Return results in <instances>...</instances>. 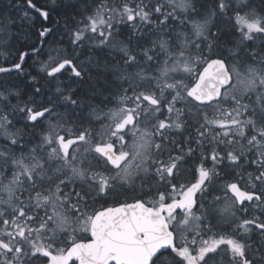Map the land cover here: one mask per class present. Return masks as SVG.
Returning a JSON list of instances; mask_svg holds the SVG:
<instances>
[{"label": "snow or ice", "instance_id": "1", "mask_svg": "<svg viewBox=\"0 0 264 264\" xmlns=\"http://www.w3.org/2000/svg\"><path fill=\"white\" fill-rule=\"evenodd\" d=\"M38 262L264 264V0L0 10V264Z\"/></svg>", "mask_w": 264, "mask_h": 264}, {"label": "trees", "instance_id": "2", "mask_svg": "<svg viewBox=\"0 0 264 264\" xmlns=\"http://www.w3.org/2000/svg\"><path fill=\"white\" fill-rule=\"evenodd\" d=\"M17 0H0V10H3L5 8V5L10 4V3H16ZM19 2L21 3V6H23V0H19ZM8 11L11 12L12 15L14 16H19L21 14V8H10L8 9ZM33 41L36 40L35 36H32L31 38ZM41 59H43V57H40ZM29 64L31 65L32 62L31 60L29 61ZM30 71H35V65H32V67L29 68ZM39 264H41V262H38Z\"/></svg>", "mask_w": 264, "mask_h": 264}, {"label": "flooded vegetation", "instance_id": "3", "mask_svg": "<svg viewBox=\"0 0 264 264\" xmlns=\"http://www.w3.org/2000/svg\"><path fill=\"white\" fill-rule=\"evenodd\" d=\"M186 178L191 180L192 179V176H191V171L189 170V172L186 174Z\"/></svg>", "mask_w": 264, "mask_h": 264}, {"label": "rangeland", "instance_id": "4", "mask_svg": "<svg viewBox=\"0 0 264 264\" xmlns=\"http://www.w3.org/2000/svg\"><path fill=\"white\" fill-rule=\"evenodd\" d=\"M39 264V263H38Z\"/></svg>", "mask_w": 264, "mask_h": 264}]
</instances>
